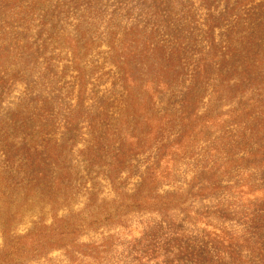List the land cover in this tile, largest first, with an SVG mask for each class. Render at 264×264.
<instances>
[{
	"label": "rangeland",
	"instance_id": "obj_1",
	"mask_svg": "<svg viewBox=\"0 0 264 264\" xmlns=\"http://www.w3.org/2000/svg\"><path fill=\"white\" fill-rule=\"evenodd\" d=\"M253 33L264 39V0H0V251L63 218L79 228L69 250L19 264H264V157L249 154L264 145V105L252 117L243 107L264 98V42L258 55L241 51ZM247 60L254 82L239 79ZM126 105L125 158L116 140L91 170V116ZM183 109L197 123L192 149L139 190L161 144L186 128ZM136 128L144 147L134 151L125 135ZM26 135V147L59 154L39 184L6 158ZM210 166L221 168L205 179Z\"/></svg>",
	"mask_w": 264,
	"mask_h": 264
},
{
	"label": "trees",
	"instance_id": "obj_2",
	"mask_svg": "<svg viewBox=\"0 0 264 264\" xmlns=\"http://www.w3.org/2000/svg\"><path fill=\"white\" fill-rule=\"evenodd\" d=\"M247 40L244 42V48L241 49V51H246L247 53L252 52H257L259 49V46H263L264 39L262 37L256 36L254 33L249 36H243ZM258 55V52H257ZM206 61H203L199 64V68L204 72L205 69H207L208 66V59L205 58ZM254 63L253 61H248L247 60V65L246 67L239 71V79L243 81L249 80L250 82L256 81L255 79L258 78V75L256 76V72L254 69ZM253 70H252V69ZM199 70L194 72L193 75V81L200 82L202 75L204 74ZM235 74V70H234ZM255 94H257V91H255ZM264 105V98L262 101L260 100V97H253L248 100V103L245 104L244 111L247 112L248 117L254 116V110L257 109V107ZM188 106V104H187ZM119 108V107H118ZM128 106L126 105V108L121 107L119 108L118 111V116H114L112 113V110L110 109V106L107 107L103 106V110H100L98 113L94 114L91 116L90 120V141L89 144L86 145V148L83 150V154L86 155L88 159L91 160L90 166L91 170L94 169V165L97 164L96 161H103L105 154H106V147L117 140V143L119 144V147L117 148V158H125L122 154H124V146L122 147V135L120 131H125L127 127L130 125V118L131 114L135 116L134 113H131L130 111L128 112ZM186 108V106H185ZM184 108V109H185ZM182 110L181 114H187L186 117H182V120H185V125L186 128H184V131L181 132L178 137L173 140L170 143H165L161 144L159 148V152L157 154V159L156 162H154L153 165L150 166V168L147 171V174L143 176V180L140 184L139 190H142V186L147 185V187L150 189L153 184H155L156 179L158 178L159 175L166 176L168 177L170 174L169 172V167L161 168L162 162H165L166 164L170 162H176L178 156L182 153L186 154L188 156V151L191 150V145L189 144L190 141L195 139L196 137L193 135L188 134V127L189 125H193L191 130L194 129V127L197 125L195 122V119H192L193 114L188 113L186 111ZM241 111V110H240ZM245 112V113H246ZM146 118L148 116H145ZM139 118V117H138ZM152 117H148L146 119L150 121ZM191 119V120H190ZM211 119V118H209ZM205 120V119H203ZM254 120H257V117L254 118ZM125 122V127H122V124H118L117 122ZM207 121H213V120H207ZM196 123V125H195ZM213 123V122H210ZM209 123V124H210ZM140 129V128H139ZM255 133H257L256 137H260V129L257 128V125H254L252 127L251 133H250V138L249 140L252 142L253 137L255 136ZM145 134H149V131L146 130ZM157 132H155V138L154 140H158L160 134L156 136ZM127 137L135 140V145L136 148L134 151L144 147V145H140V141L138 140V136H140V132H138L137 128L134 130H130L129 132L126 133ZM262 140H264V136L260 137ZM248 141V142H250ZM255 141V140H254ZM261 142V140H259ZM29 142L27 139V135L25 138V143L22 146L21 152L18 156H16L12 150H7L9 155L6 157L7 160H9L10 166L18 169V171L24 170L25 172V178L27 179L28 183H34V184H39V180L36 181L37 178L43 179L48 177V172L50 171V166L52 165V162H56V159L58 157V152L51 153V152H46L44 150H38L35 149V147L28 146L26 147V144ZM259 146L254 150H250L249 154L252 156H262L264 157V145L261 143H257ZM25 147L26 151L24 154L23 148ZM34 150V152H33ZM116 150V149H115ZM119 150V151H118ZM133 151V152H134ZM261 151V152H259ZM264 161V159H263ZM216 166V164L214 165ZM210 166L208 169L206 166H203L201 170V175L203 178L207 179L208 177L206 174L211 173V177H214L217 173H219V168L220 167H214ZM121 167V166H120ZM110 169H114V172H107V176L111 177L114 179L115 174L119 173L118 165H110ZM103 170V168H102ZM41 176V177H40ZM208 181V180H207ZM217 181V180H216ZM217 184L216 182H212L210 184H205L201 188V192H206L208 190H213L217 189ZM139 195L140 198H146L148 201H153L156 204L161 203L158 202L159 198L165 199L163 197L164 195H154V196H149L146 195V197L140 196L139 193H136ZM175 196V195H173ZM169 203L168 200L164 201V206ZM141 205V204H140ZM149 209H153L154 206H148ZM159 207V206H157ZM161 209L163 207L161 206ZM79 228L74 224L71 223L69 224L66 219L63 218H55L54 222L51 225H46L42 224L38 227H34L33 229L29 230L27 233L24 235L20 236H13V237H7V241H5V244L3 248L0 251V264H19V261L27 256L33 255L34 256H40L43 253L53 249V248H58L61 246H64L67 250L68 244L66 243H72L68 242L70 241V237H74L78 234ZM67 241V242H66ZM83 245V244H80ZM72 250H76L74 247V244H70ZM77 251V250H76ZM161 264H168L166 262H163Z\"/></svg>",
	"mask_w": 264,
	"mask_h": 264
}]
</instances>
